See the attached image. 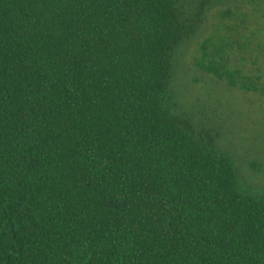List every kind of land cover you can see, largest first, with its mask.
I'll return each instance as SVG.
<instances>
[{"label": "trees", "instance_id": "trees-1", "mask_svg": "<svg viewBox=\"0 0 264 264\" xmlns=\"http://www.w3.org/2000/svg\"><path fill=\"white\" fill-rule=\"evenodd\" d=\"M218 1L0 0V264H264V193L173 104ZM235 1L195 65L258 92Z\"/></svg>", "mask_w": 264, "mask_h": 264}, {"label": "rangeland", "instance_id": "rangeland-1", "mask_svg": "<svg viewBox=\"0 0 264 264\" xmlns=\"http://www.w3.org/2000/svg\"><path fill=\"white\" fill-rule=\"evenodd\" d=\"M223 1L215 3L206 23L178 50L171 83L173 104L176 113L186 116L194 127L217 135L219 148L235 161L242 183L264 193V16L257 11L260 6L247 4L249 0L235 1L252 10L247 30L241 31L245 39L256 44L254 48L260 45L253 56L247 55L251 59L247 62L248 69L256 61L263 73L260 91L231 87L226 81L198 69L194 61L199 44L213 31L217 13L232 2Z\"/></svg>", "mask_w": 264, "mask_h": 264}]
</instances>
